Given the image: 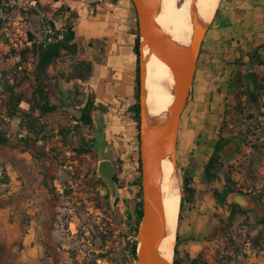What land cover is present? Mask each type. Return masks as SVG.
<instances>
[{"label":"rangeland","instance_id":"1","mask_svg":"<svg viewBox=\"0 0 264 264\" xmlns=\"http://www.w3.org/2000/svg\"><path fill=\"white\" fill-rule=\"evenodd\" d=\"M187 2L175 0L171 7L170 0H160V9L164 4L167 13L160 24L168 35ZM61 5L90 22L54 15ZM81 23L97 33L86 38ZM69 25L75 31L72 50H62L42 75L38 47L64 39ZM137 27L130 0H0V264H138L133 244L137 247L141 198L131 182L139 175V164L128 180L122 161L111 148L106 150L111 145L102 127L94 137V110L102 106L96 105L90 89L95 65L106 63L113 49L134 54ZM133 60L135 65V54ZM239 69V84L218 89L234 95L232 103L223 101L218 111L211 105L197 109L189 97L181 117L176 170L169 179L181 191L187 148L186 163L199 166L197 175L213 172L217 179V172H223L227 185L228 177L237 188L257 195L264 206V88H254L244 66L234 68ZM39 76L44 78L50 110L25 116ZM22 95L28 98L18 103ZM32 118L40 121L29 125ZM129 128L134 130L131 142L138 146V160L136 122ZM40 129L41 138L32 140ZM225 137L239 141L230 156L219 146ZM104 157L116 167L119 190L114 202L109 185L97 175L98 161ZM219 165L224 170H216ZM226 191L216 193V210L205 219L203 231L188 242L181 240L188 261L183 264L194 256L201 264H264V216L241 208L244 213L229 218L234 204L224 199ZM191 207L185 204L183 221ZM185 242H198L199 250L189 254Z\"/></svg>","mask_w":264,"mask_h":264},{"label":"crops","instance_id":"2","mask_svg":"<svg viewBox=\"0 0 264 264\" xmlns=\"http://www.w3.org/2000/svg\"><path fill=\"white\" fill-rule=\"evenodd\" d=\"M79 19L90 22L86 17ZM80 25L81 32L86 38L97 33L95 29L83 23ZM256 48H259V54L264 59V0H220L205 32L201 56L191 88L190 98L193 99L197 109L208 108L211 105L212 111H218L223 101L232 103L234 95L227 93L225 96L224 93L218 92V89H222V92L224 89H229L227 82L232 76L235 68L233 62L237 58L242 57L245 62L244 68L248 80L253 81V87L259 89L264 85V65L252 67L248 56H242V53ZM112 53L106 63L95 65V73L90 76L92 78L90 89L95 94V103L102 106L94 110L93 135L98 136L99 128H103L104 138L111 145L107 146L106 150L111 148L116 153L122 161L120 164L123 174H126L129 180L132 176L130 170L139 164V156L138 160L135 159L138 146L131 142V132L134 131L129 128L134 124L131 113H128L126 118L123 117L129 100L123 97L122 93L116 92L132 84L135 75L134 54L130 52L123 54L121 48L113 49ZM186 150L185 163H181L183 166L188 164L186 162L190 157L189 149ZM199 171L201 169L198 166L193 176L194 186L199 193L179 230L180 239L187 242L191 236H198V233L203 231L205 219L210 216L211 210L215 209L216 197L218 198L216 193L219 194L226 188L218 176L214 179L213 172L197 175ZM224 199L226 200V195ZM263 216L264 213H261L259 217ZM187 242L183 247L189 254L199 250L198 242ZM195 257L192 260L196 259Z\"/></svg>","mask_w":264,"mask_h":264},{"label":"water","instance_id":"3","mask_svg":"<svg viewBox=\"0 0 264 264\" xmlns=\"http://www.w3.org/2000/svg\"><path fill=\"white\" fill-rule=\"evenodd\" d=\"M137 11L140 29V51L142 38L148 44L151 51L168 63L176 76V89L174 93V114L171 120L160 128L152 138L146 135V125L143 117L142 85H141V123H140V159L142 169L143 213L139 227L140 238L145 250L138 254V264H159L157 252L164 235V212L160 201V187L158 179V164L162 157L171 152V159L176 164L179 129L183 111L188 103L198 57L202 47L207 27L191 49L186 54L176 46L170 44L156 31L155 21L159 9L160 0H132ZM219 146L225 156L236 152L239 141L233 137L223 138ZM116 167L110 158H101L98 161L97 175L102 178L111 191V201L114 202L118 195V183L114 178ZM218 178L228 189L226 176L223 172H217ZM226 202L229 205H239L245 211H259L264 213V206L254 195L238 190H229L226 194Z\"/></svg>","mask_w":264,"mask_h":264},{"label":"bare ground","instance_id":"4","mask_svg":"<svg viewBox=\"0 0 264 264\" xmlns=\"http://www.w3.org/2000/svg\"><path fill=\"white\" fill-rule=\"evenodd\" d=\"M170 1L171 7H174L175 0ZM219 2L220 0H188L176 23L170 27L169 35L160 24L166 20L167 13L163 12L165 5L162 3L161 10L159 4L155 21L156 31L164 40L190 54L197 39L213 19ZM190 20L192 23L185 30V35H181ZM140 59L143 117L146 135L150 139L173 117L176 76L170 65L155 55L143 38ZM170 155L171 152L162 157L157 169L165 224L164 235L157 252L159 264H173L181 203V191L169 179L176 170ZM144 250L145 246L139 238L137 253L141 254Z\"/></svg>","mask_w":264,"mask_h":264},{"label":"trees","instance_id":"5","mask_svg":"<svg viewBox=\"0 0 264 264\" xmlns=\"http://www.w3.org/2000/svg\"><path fill=\"white\" fill-rule=\"evenodd\" d=\"M57 1V0H56ZM132 10L134 12L135 20L137 26L139 25L138 22V16H137V11L136 7L133 3L132 0H130ZM54 15L56 16H65L66 14H70L73 18H79L78 12L76 10L71 9L69 6L61 5L57 7L56 9L53 10ZM66 36L62 40H55L53 42H50L46 45H40L38 47V55H39V62H38V71L43 75V73L46 71V69L54 63V61L60 57L62 50H72L73 44H70V41H72L75 38V31L73 30V27L69 25L66 29ZM140 31L139 28L137 27V36L135 39V44L133 47L134 54L136 56L135 60V65H134V70H135V75L132 81V84L129 85L128 87H123V97H125L127 100H129V105L127 107V111L131 113L132 119L136 122V128L138 130L137 134V140L140 142V123H141V51H140ZM248 56L249 60L253 65L256 66H261L264 65V59L261 58L259 54V48H256L252 51H246L242 53V56ZM235 66H244L245 62L242 60V57L235 59L234 61ZM241 77V71L240 69L238 71L232 72L231 78L228 80L227 84L228 85H233V84H239L238 80ZM39 78H41L39 76ZM261 88H264V85ZM249 94V93H248ZM250 95V94H249ZM28 97L26 95H22L18 97V103L20 101L27 99ZM29 104H30V111L25 112V116L31 115V113L38 111L39 116L42 114L48 112L50 110V101H49V96L48 93L45 91L44 88V78H41L40 83H39V88H37L36 93L34 92L32 98H28ZM38 116V117H39ZM40 121V118H32L29 125L34 124ZM31 126V129H32ZM42 129V128H41ZM41 129L38 132H35L36 135L31 137L32 140L38 141L41 138V134L43 130ZM4 143L7 142L6 137L3 139ZM140 147V143H139ZM139 152V167H138V172L139 175L138 177L131 182L132 185L137 186L140 190V201L138 202L137 206V219H136V225L138 226L142 213H143V201H142V169H141V159H140V149L138 150ZM216 170H224V167L222 165L216 166ZM196 170V164L194 163H188L187 166L185 167V171L183 174L182 182H181V203H180V210H179V217H178V225H177V237H176V244L174 248V261L173 264H183L185 262L188 263L187 259L184 258V253L180 249L181 245V239L179 236V230L180 226L183 221V214L185 211V204L186 203H194L196 201L197 195L199 193L198 189L194 186V178L193 175ZM117 180V177H114ZM229 185L233 187L234 190L241 191L240 188H237L231 180L227 177ZM244 213V211L241 209L239 205H234V209L230 215L229 218H234V216L238 213ZM189 241H192L189 240ZM133 251L135 256H137V247H136V242L133 244ZM190 264H201L197 260H192Z\"/></svg>","mask_w":264,"mask_h":264},{"label":"flooded vegetation","instance_id":"6","mask_svg":"<svg viewBox=\"0 0 264 264\" xmlns=\"http://www.w3.org/2000/svg\"><path fill=\"white\" fill-rule=\"evenodd\" d=\"M114 177H117V173H115V176H114ZM229 190H234V189H233V187H231V186L229 185V183H228V189H227V192H228ZM240 190H241V192L248 193L247 191H243L242 189H240ZM250 194H251V193H250ZM253 195H254V199L258 200L257 195H255V194H253ZM258 204H260V203H258ZM234 205H236V204H234ZM256 215L259 217V216L261 215V213H260L259 211H257V212H256Z\"/></svg>","mask_w":264,"mask_h":264},{"label":"built area","instance_id":"7","mask_svg":"<svg viewBox=\"0 0 264 264\" xmlns=\"http://www.w3.org/2000/svg\"><path fill=\"white\" fill-rule=\"evenodd\" d=\"M20 22L18 21V24H19ZM32 43V41L31 40H28V44H31Z\"/></svg>","mask_w":264,"mask_h":264}]
</instances>
